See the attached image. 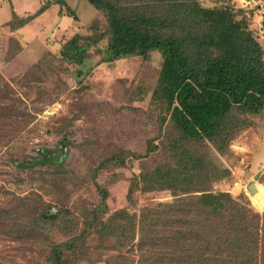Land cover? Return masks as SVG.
Segmentation results:
<instances>
[{
	"label": "trees",
	"instance_id": "16d2710c",
	"mask_svg": "<svg viewBox=\"0 0 264 264\" xmlns=\"http://www.w3.org/2000/svg\"><path fill=\"white\" fill-rule=\"evenodd\" d=\"M7 1L10 16L1 25L9 31L28 24L53 2L66 5L47 0L19 16ZM87 1L105 25L94 17L86 33L64 37L59 58L79 66L92 51L100 52L103 40L101 62L135 55L146 61L158 51L162 61L154 84L137 85L132 92L134 100L150 96L155 134L139 151L119 146L99 155L89 174L97 204L76 211L42 200L26 235L46 231V264H264V208L244 191L230 192L232 172L212 155L229 154L232 142L264 114V47L246 14L254 9L238 8L235 0ZM8 42L9 59L21 46L12 36ZM38 75L33 70L21 76L37 81ZM2 88L11 90L0 76ZM7 97L16 107L17 96L1 94L0 103ZM88 150L100 149L94 141ZM59 155L60 150L42 148L11 160L21 170L49 166L62 172ZM130 156L139 161V172L128 179L129 205L111 210L110 190L97 182V175L126 167ZM259 180L264 181V172ZM155 191H168L171 198L130 208L136 194Z\"/></svg>",
	"mask_w": 264,
	"mask_h": 264
},
{
	"label": "rangeland",
	"instance_id": "374dc122",
	"mask_svg": "<svg viewBox=\"0 0 264 264\" xmlns=\"http://www.w3.org/2000/svg\"><path fill=\"white\" fill-rule=\"evenodd\" d=\"M45 1L11 0L19 16L33 13ZM64 1L77 20L68 14L66 5L53 2L28 24L9 31L1 24L9 18L10 6L7 0H0V76L11 87L6 92L2 88L0 95L18 97L16 107L11 106L8 97L0 103V264H46V231L26 235L34 222L37 204L42 200L51 205L67 204L76 211L80 205L97 204L90 167L119 146L139 151L145 140L155 134L156 112L150 105V96L134 100L132 92L137 85L149 88L154 84L161 54L153 52L146 61L135 55L101 62L106 42L103 40L100 52L92 51L79 66L62 61L59 48L64 37L75 31L86 33L94 17L101 26L105 25L87 0ZM235 1L238 8L254 9L252 14H246L251 20L250 28L264 47V0ZM11 36L21 49L8 59ZM33 70L39 74L37 81L21 76ZM13 78L18 79L17 83L11 82ZM94 141L100 149L95 153L88 150ZM84 143L89 147L83 157ZM42 148L60 150L62 172L49 166L21 170L11 160L13 156L27 158ZM79 155L83 158L77 161ZM212 155L225 166L228 159L223 157L231 152L218 156L212 151ZM125 161L126 167L107 168L97 175V182L108 185L111 210L129 205L128 179L139 172L138 160L130 156ZM113 179L116 181L110 183ZM170 198L168 191L138 193L130 208ZM49 236L57 238L56 233Z\"/></svg>",
	"mask_w": 264,
	"mask_h": 264
},
{
	"label": "crops",
	"instance_id": "0c3cea01",
	"mask_svg": "<svg viewBox=\"0 0 264 264\" xmlns=\"http://www.w3.org/2000/svg\"><path fill=\"white\" fill-rule=\"evenodd\" d=\"M255 122L253 127L232 142L231 155L223 157L228 159L225 166L230 168L233 175L229 190L235 193L244 191L250 199L260 191V187L264 191V181L259 180L264 172V114L257 117ZM262 208L264 206L259 209Z\"/></svg>",
	"mask_w": 264,
	"mask_h": 264
},
{
	"label": "bare ground",
	"instance_id": "6f19581e",
	"mask_svg": "<svg viewBox=\"0 0 264 264\" xmlns=\"http://www.w3.org/2000/svg\"><path fill=\"white\" fill-rule=\"evenodd\" d=\"M251 199L257 207L260 208L264 206V191L261 189V187L258 193L251 196Z\"/></svg>",
	"mask_w": 264,
	"mask_h": 264
},
{
	"label": "water",
	"instance_id": "95a60500",
	"mask_svg": "<svg viewBox=\"0 0 264 264\" xmlns=\"http://www.w3.org/2000/svg\"><path fill=\"white\" fill-rule=\"evenodd\" d=\"M262 26L264 27V16H263V19H262Z\"/></svg>",
	"mask_w": 264,
	"mask_h": 264
}]
</instances>
